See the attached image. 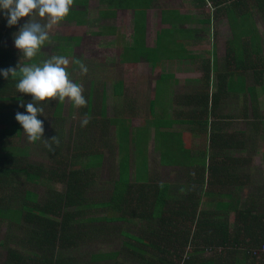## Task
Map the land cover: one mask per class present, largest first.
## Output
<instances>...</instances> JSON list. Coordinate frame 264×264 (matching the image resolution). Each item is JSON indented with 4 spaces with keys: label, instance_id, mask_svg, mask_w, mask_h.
Instances as JSON below:
<instances>
[{
    "label": "trees",
    "instance_id": "1",
    "mask_svg": "<svg viewBox=\"0 0 264 264\" xmlns=\"http://www.w3.org/2000/svg\"><path fill=\"white\" fill-rule=\"evenodd\" d=\"M248 1L210 0V5L216 8L215 11H225L231 24V17L235 12L243 14ZM256 1L264 20V0L261 3ZM87 3L88 0H74L76 6L84 7ZM99 3L103 6L98 11L101 19L114 18L118 9L134 12L133 42L124 45L126 58H135L136 62L140 56L154 52L145 45L148 0H99ZM171 13L182 17L174 11ZM65 20L82 25L90 19L86 9H71ZM240 21L245 23L247 18L243 16ZM111 30H114L113 27ZM171 33L170 30H162L158 39ZM235 35L236 40L238 36ZM251 41L254 39L251 38ZM11 54L0 44V70L23 65ZM226 56H230L229 51ZM32 61L37 63L36 59ZM229 63L226 60V66ZM237 66L241 67V62ZM248 66L254 68L257 64L251 60L244 68ZM253 73L255 83L259 82L261 72L254 70ZM17 82L18 79L0 76V187L6 190L10 186L13 193L11 196L17 204L13 206L12 202V205H0V228L5 222L7 225L4 242L0 241V246L6 250L4 264H29V261L38 264H98L104 261L108 264H264V250L258 254L252 253L253 249L264 246V186L251 190L241 205L236 202L220 203L221 199L217 200L218 196L232 193L221 190L226 183L242 181L243 177L250 178L244 168L251 163L250 158L231 156L230 150L250 152V141H253L257 133L264 132V111L261 113L259 109V95L253 88L249 93V111L247 93L236 95L245 98V105L244 109L240 108V116L236 115L235 120L244 119L248 128L236 129L234 134L228 133L224 127L225 122L221 121L226 115L217 112L222 110L225 94L220 91L212 93V104L209 107V95L204 93L202 105L196 111L212 114L218 120L211 121L207 126V118L203 119L205 128L209 129L205 130L209 150L204 149V154L208 152V156L204 155L197 162L196 171L185 173L182 186L177 185L175 189L168 182H151L147 156L145 153L140 154L139 140L135 150L140 152L134 159V182L139 185L134 184L129 124L122 118L106 117L105 106L102 104L99 116L103 120L98 119V127L103 129V137L107 136L110 127L118 125L115 146L118 170L116 177L111 179L109 195L99 200L94 199L90 192L98 169L106 157L96 147L97 138L94 135V138L87 137L89 129L96 127L97 118H92L86 127L76 124L70 130L65 145L61 135L58 136L60 144L58 147L54 145L58 152L53 154L47 148L51 158L49 163L26 162L22 155L13 151L15 146L12 142L19 139L22 131V126L15 120V114H26L25 107L20 106L21 101L26 104L32 98L17 91ZM86 100L87 105L82 107L80 118L85 114L90 117L92 112L91 94L88 93ZM39 106L44 108L45 115L51 116L53 125L62 120L63 103L58 99ZM78 137L80 139L75 142ZM102 143L104 146L108 142ZM141 143L145 148L146 140ZM63 147H72V150L62 154L59 151ZM167 159L160 152L159 163L167 164ZM56 184L62 185L63 190H58ZM30 185L43 186L44 196ZM216 186L219 189H215ZM98 209H105V215H96ZM231 212H234V221H230ZM134 219L143 223L139 224L143 228L140 235L127 231L107 232L110 235L120 233L123 237L122 249L99 250L90 253L85 260L78 261L70 255L71 250L80 243L102 236L111 228L110 224L117 221L130 223ZM205 251H212L216 256L204 257Z\"/></svg>",
    "mask_w": 264,
    "mask_h": 264
},
{
    "label": "crops",
    "instance_id": "2",
    "mask_svg": "<svg viewBox=\"0 0 264 264\" xmlns=\"http://www.w3.org/2000/svg\"><path fill=\"white\" fill-rule=\"evenodd\" d=\"M180 1L184 4H171L159 10V27L155 30L154 39L148 41V15L152 9L148 0L145 45L154 52L140 56L136 62H134L135 58H126L127 55L124 54V45L133 42L134 12L130 9L116 11V16L119 11L124 10L132 13L131 33L128 37L120 35L119 60L122 65L128 66L147 62L149 91L146 125L135 127L132 122L135 116L133 111L135 102L128 96L125 82L121 79L117 80L112 85L111 95L115 98V106L120 107V111L113 117L125 119L129 124L131 152L139 140L140 131L143 130L142 139H145L147 144L149 174L152 171L151 152H154L156 148H158L156 153L160 168L182 173L183 176L185 173L197 170V162L201 161L205 155L204 149L209 150L208 141H205V130L209 131V129L205 128L203 119L207 118V126L211 121H218L212 114H201L196 111L202 105L204 93L209 95V107L212 104L210 100L212 93L220 91L225 94L222 110L217 112L226 115L221 121L225 122L224 127L228 133L235 128V121H237L235 116H240L239 110L244 109L245 105V98L236 97V95L247 93L248 111L249 93L252 88L258 95L262 94L264 103V20H262V11L257 9L258 1H248V8L243 9V14L235 12L231 17L233 20L231 24L225 11H215V7L207 4L211 3L210 0ZM173 11L182 17L174 16L171 13ZM243 16L247 18L245 23L240 21ZM162 30H170L172 33L158 39V34ZM233 34H237L236 40V35L234 37ZM251 38L254 39L253 42ZM228 51L229 57L226 56ZM226 60L230 61L227 66ZM251 60L256 62L257 66L244 68L245 64ZM239 62L241 67L237 66ZM254 70L261 72L260 81L257 83H255ZM223 78L225 80L221 81ZM89 94L92 97L94 93L90 91ZM96 95H98L99 106L104 104L106 108L105 86ZM239 120L244 121V119ZM112 127L116 132L118 125ZM240 130H245V127ZM116 140H118L117 136ZM160 152L168 158L167 164L159 163ZM230 155L245 156L244 152L234 149L230 150ZM207 156L208 152L205 157ZM245 173L251 174L250 167ZM184 181L185 179L179 181V185L182 186ZM249 181L243 177L242 181L226 183L221 190L232 193L223 197L218 196L217 200L221 199L220 203L236 202L241 205L251 192ZM214 188L219 189L217 186Z\"/></svg>",
    "mask_w": 264,
    "mask_h": 264
},
{
    "label": "rangeland",
    "instance_id": "3",
    "mask_svg": "<svg viewBox=\"0 0 264 264\" xmlns=\"http://www.w3.org/2000/svg\"><path fill=\"white\" fill-rule=\"evenodd\" d=\"M151 10L148 15V29L147 32L148 41L154 39L155 30L159 27L158 15L161 8L167 7L171 4L183 5L184 3L180 0H150ZM209 6L210 4L207 3ZM103 8L100 5L99 0H88L86 6H76L73 5L72 9H86L89 22L87 24L79 25L74 21H62L59 25L54 26L49 31V41H47L38 52L36 59L37 63L50 58L52 55H64L69 58L70 64L68 66V71L70 72L72 79L76 83H82L84 88V96L87 98V95L92 91L93 99V109L90 113V117L97 118L96 127L89 129L88 138H94L93 135L97 138L96 147L105 155V162L102 166L99 167L97 172V178L91 189V196L94 199L104 200L107 195H109L113 177H116L117 174V144L116 132L113 127L109 128L107 136L103 137L101 134L103 131L102 128L98 127V119L103 120L99 116L100 106L98 101V92L102 89L103 86L106 88L107 100L105 114L106 117H113L114 114L119 113L120 107L116 108L115 98L112 97V85L117 80H123L126 85V92L128 96L135 102L134 104V114L135 116L132 119L135 127L145 126L147 119V98H148V77L147 69L149 65L146 61L141 62L140 64L128 66L122 65L119 60V53L121 50L120 35L123 37H128L132 29V13L130 11H119L116 18H99L98 11ZM39 19V17H35ZM27 17L21 18L17 25L9 27L7 26V19L2 11H0V44L6 49L9 50L15 60L24 64L35 63L32 60L25 59L22 54L14 46V36L13 34L18 32L19 28L27 21ZM250 20H248L249 22ZM44 22V21H41ZM113 27L114 30H111ZM117 38V40H116ZM79 59L82 61L88 68L86 75H82L79 69V66L73 63L72 61ZM25 61V62H24ZM32 98V97H31ZM62 120H60L57 125H53V120L50 115H42L40 120L43 121L44 135L43 138L60 136L64 145L69 138L70 130L77 124L81 122L82 117L80 118V112L82 108H77L73 103H71L67 98L62 102ZM43 104V103H42ZM40 104V105H42ZM259 109L264 111V103L262 102V94H259ZM84 117V116H83ZM248 128L247 122L244 120L235 121V128L229 132L234 134V130H240L242 128ZM250 129V128H249ZM249 129L247 133H249ZM50 133V135H48ZM106 134V133H105ZM109 138L108 140L106 139ZM143 130L140 131L139 135V147L140 151L135 149L131 152V172H132V181L134 182V159L136 154H144L147 156V144L145 148L142 145ZM80 137L75 138L77 142ZM106 144V145H102ZM12 145L15 147L13 151L18 152L22 155L26 162L36 163V164H47L50 162V156L47 151V148L44 146L43 142L37 141L31 143L28 141L26 134L21 131V136L18 140L15 139ZM94 147V143H91ZM111 145V146H110ZM73 146V145H72ZM53 154L58 152L56 147ZM111 148V149H110ZM250 152H244L245 157H249L251 163L249 166L244 167L246 170L250 167V178L249 184L251 190L253 191L255 187L264 186V132L257 133L254 136L253 141H250L249 147ZM157 149H154V152H151L153 155L152 161V171L151 174H148L152 179L153 183L160 182H170L172 183L173 189L178 188L179 181L184 180L182 173H176L174 171L165 170L160 168L158 165L157 159ZM11 150V149H10ZM9 150V151H10ZM68 150H72V147L65 149L64 147L59 151L64 154ZM114 150L113 154L111 151ZM262 156V157H261ZM23 180V177L21 178ZM20 179V183H21ZM136 182V181H135ZM135 185H139L135 183ZM148 182V181H147ZM9 185V184H8ZM178 185V186H177ZM29 187L35 188V190L41 195L44 196L43 186H34L30 185ZM55 187L58 190H63V186L56 184ZM137 187V186H136ZM10 186H7V189L4 190L3 187H0V205L16 206L15 200L12 198V190ZM245 194L247 192L245 191ZM264 196V195H263ZM105 209H98L96 215H105ZM95 214V213H94ZM235 215L234 212L230 213V221H234ZM101 223V222H99ZM141 222L134 219L133 222L125 223L124 221H117L111 225V228L102 234V236L96 237L90 241H84L80 243L76 248L72 249L70 252L72 256L75 257L76 261L85 260L90 253L99 251V250H110V249H122L123 246L120 233L114 232L115 235H110L109 231L113 232L114 230L127 231L136 235H140L143 231L140 227ZM143 223H141L142 225ZM7 225L6 222L1 225L0 228V241L4 242V235L6 233ZM108 232V233H107ZM13 246L14 244H9ZM6 250L4 246H0V264H4L6 258ZM204 257H213L216 256L212 251H205ZM109 262H99L98 264H108ZM29 264H38V262L29 261Z\"/></svg>",
    "mask_w": 264,
    "mask_h": 264
},
{
    "label": "clouds",
    "instance_id": "4",
    "mask_svg": "<svg viewBox=\"0 0 264 264\" xmlns=\"http://www.w3.org/2000/svg\"><path fill=\"white\" fill-rule=\"evenodd\" d=\"M73 5L74 0H0V11L9 27L17 25L21 18H28L13 36L15 48L25 59L32 60L49 41V31L67 18ZM37 16L39 19L35 18ZM72 62L79 66L82 75L87 74L88 68L82 61L76 59ZM69 64L68 57L52 55L39 63L17 64L15 68L0 70V76L5 79H18L16 89L19 93L32 97L26 104L21 101L20 106L25 107L26 114H15V120L22 126L28 141H41L51 152L55 151L54 145L59 146L60 140L56 135L43 138V121L37 117L44 114V108L39 105L56 99L63 102L66 98L77 108L87 105L83 85L73 81ZM90 120L91 117L85 114L80 126L86 127Z\"/></svg>",
    "mask_w": 264,
    "mask_h": 264
},
{
    "label": "built area",
    "instance_id": "5",
    "mask_svg": "<svg viewBox=\"0 0 264 264\" xmlns=\"http://www.w3.org/2000/svg\"><path fill=\"white\" fill-rule=\"evenodd\" d=\"M263 250H264V246L257 247V248L252 250V253L253 254H258L260 251H263Z\"/></svg>",
    "mask_w": 264,
    "mask_h": 264
}]
</instances>
